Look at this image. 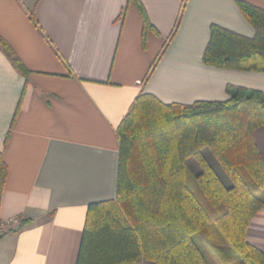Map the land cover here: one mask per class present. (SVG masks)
Returning <instances> with one entry per match:
<instances>
[{
    "label": "crops",
    "instance_id": "crops-1",
    "mask_svg": "<svg viewBox=\"0 0 264 264\" xmlns=\"http://www.w3.org/2000/svg\"><path fill=\"white\" fill-rule=\"evenodd\" d=\"M0 0V152L7 167L0 264H75L87 206L115 197L116 129L133 100H225L226 86L264 92V72L205 65L209 26L251 37L236 0ZM264 9V0H244ZM264 160V127L254 131ZM247 240L264 252V205ZM135 264H153L141 259Z\"/></svg>",
    "mask_w": 264,
    "mask_h": 264
},
{
    "label": "trees",
    "instance_id": "trees-1",
    "mask_svg": "<svg viewBox=\"0 0 264 264\" xmlns=\"http://www.w3.org/2000/svg\"><path fill=\"white\" fill-rule=\"evenodd\" d=\"M133 2L145 43L151 26L140 1ZM236 5L253 35L210 24L202 62L264 72V9ZM0 50L27 73L1 36ZM226 92L225 100L189 104L150 93L133 100L116 129L115 197L87 206L75 264H264V252L247 240L264 205V160L254 140L264 127V92L232 85ZM188 159L197 163L194 175ZM6 174L0 152V196Z\"/></svg>",
    "mask_w": 264,
    "mask_h": 264
},
{
    "label": "built area",
    "instance_id": "built-area-1",
    "mask_svg": "<svg viewBox=\"0 0 264 264\" xmlns=\"http://www.w3.org/2000/svg\"><path fill=\"white\" fill-rule=\"evenodd\" d=\"M19 223H20L19 220L16 218H12V219L0 222V235L14 229L16 226L19 225Z\"/></svg>",
    "mask_w": 264,
    "mask_h": 264
},
{
    "label": "rangeland",
    "instance_id": "rangeland-1",
    "mask_svg": "<svg viewBox=\"0 0 264 264\" xmlns=\"http://www.w3.org/2000/svg\"><path fill=\"white\" fill-rule=\"evenodd\" d=\"M207 151L208 150H204V153L206 155L209 154V152L207 153ZM208 157H210V155H208ZM187 163H188V166H189V173L194 175V173L197 171V168H198L196 161L194 159H188ZM210 259L212 260L211 257H210Z\"/></svg>",
    "mask_w": 264,
    "mask_h": 264
}]
</instances>
